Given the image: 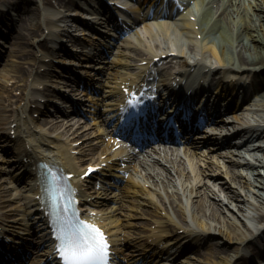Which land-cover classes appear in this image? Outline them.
I'll return each mask as SVG.
<instances>
[{
    "label": "bare ground",
    "instance_id": "obj_1",
    "mask_svg": "<svg viewBox=\"0 0 264 264\" xmlns=\"http://www.w3.org/2000/svg\"><path fill=\"white\" fill-rule=\"evenodd\" d=\"M3 1L1 3L6 4V7L15 8L17 6L13 5L12 0H0ZM14 1V0H13ZM51 0H41V2L49 3ZM59 2L61 0H58ZM214 1L209 2H203L204 5L208 6L210 3H215ZM228 3H223L218 6V8L215 11H206L203 13H199V15H195V20H189L187 17L182 16L180 17L182 21L183 29H186L187 25L190 24H198V27L195 29L190 28L189 30H186V34H199L201 35L200 39H188L185 43L179 42L176 43L174 46H171L169 43L165 42L163 45L155 44L152 47L150 45H146L145 42L141 41L139 38L137 42L134 41H124L125 47L124 48H117L118 54L125 55L126 50H124L126 47H130L135 54H142V58H147L150 60L153 56H156L158 54L162 53H168L169 51L175 52L176 55H166L164 59H168L167 61H172L175 57L178 55H182L185 57V61L187 58V61L191 65H194L195 69L198 68V70L203 69L204 67H213L214 62L210 59H206L204 54L205 52L209 51L211 55L214 57V59L217 60L219 67H228L230 69H233L235 72H238L239 70H248L252 71L253 74L258 76L264 75V5L253 1L252 12L248 10L246 7H242L239 4H235L232 2V0H226ZM217 3V2H216ZM25 7V5H23ZM37 5L34 7L27 5V9H23V11L26 13V16L23 15L20 16L18 19L15 20L17 23V31L15 32L13 36V42L16 43V45L25 46L28 43L32 42V36H35L37 33L38 28L40 27L39 23L37 22V17L39 11L37 10ZM36 19L35 23L33 22ZM151 27H146V31H150ZM11 36V37H12ZM30 37V38H29ZM127 45V46H126ZM198 47V49H197ZM40 48H45V44H40ZM109 48V45L108 47ZM46 52V51H45ZM32 52L28 54H23L20 58L22 61L25 59L27 55H31ZM104 52H102L101 55L97 56V59H99V62H103L102 55ZM144 56V57H143ZM119 61L123 60L122 57H116ZM205 58V59H203ZM27 59V58H26ZM163 59V60H164ZM165 61V60H164ZM122 62V61H121ZM122 67H119V69H127L128 64L127 63H121ZM149 62V61H148ZM186 63V62H183ZM190 65V66H191ZM156 68L159 70V67L157 66V63H153L151 65L145 66V68ZM189 67L180 66L181 69H176L172 74H174V77L179 76L184 77L187 73H189ZM13 71L16 72V77L20 81V78H24L26 74V68L19 64L15 65L13 67ZM118 71V70H117ZM126 72V71H125ZM127 74V72H126ZM126 77V76H124ZM121 78V77H117ZM117 78L111 79L108 82L107 88L100 92V97L97 98L99 100V103L101 102L102 97L108 95V94H114L118 91V88L116 86ZM37 78H35L36 80ZM234 89V86L232 87V90ZM260 96L259 100L264 101V91H261L258 93ZM261 109L264 111V104H262ZM259 108V106H258ZM19 118L15 117L11 121L9 118L5 120L4 124H8L9 122L17 121L15 128L17 132L16 138L11 139L9 132L7 134H2L4 136V139H6L8 142L11 143L13 152L15 153V156L18 154H25L27 157H32L31 153H27L26 149H19L21 146L20 142L22 140V133L27 130V127L25 125V122H21L26 129H22L19 124ZM8 129L11 128L9 125L6 126ZM244 131V128L242 129ZM264 131V128H263ZM248 134V133H247ZM246 133L243 132L240 133L239 140L244 137L246 139L248 137ZM38 142L45 145H52L57 150L56 152H59L61 154L65 153V149L59 146L56 139L48 138L42 134H39L37 136ZM243 139V140H244ZM235 145H237V142H234ZM7 144V143H6ZM263 159H257L259 162L264 163V154L262 155ZM256 158V157H255ZM70 166V165H69ZM19 169H21L23 173H28L30 175V178H32L31 185L29 184V181L26 182L25 187L26 189H29L30 192H28V196L32 197L36 193V189L38 188L36 183V177H33L32 169L27 166L26 164L19 163L18 164ZM108 167L110 168L108 171L112 174L119 175L117 172V167L115 165L109 164ZM71 170H78L75 169L74 166H70ZM168 168H165V170ZM26 170V171H25ZM172 170V168L170 169ZM174 171V169H173ZM177 171V169H176ZM249 173L250 175H241V171L233 172L231 180L233 183H237L240 185V187L247 188L252 191V193H255L256 195H250V198H255V200H250L248 197H245L247 200L244 204L240 205V208H237V210L233 214L231 212L228 213L226 207L222 205V201L219 197V193L213 189L215 185L220 184L223 187H227L228 190H230V184L227 183L225 179H222L221 176L223 173H220V175L216 176L214 179V183L212 185H206L205 187L201 189H197V186L200 184H204V181H200V179L191 182V187H181L179 188V182L175 180L173 176L168 174L167 172H161L155 168H151L152 176L155 178L162 186L164 185L166 189L170 191H183L179 194L176 193H167V202L170 207V210L172 213L176 216V219H172L167 216L168 219L165 220V224L167 229L174 230L176 227L183 228L182 233L176 234L175 236H171V239L167 240L165 243H168L169 246L166 247H160L157 243H155L154 248L157 249L158 253L166 254L165 258L170 257V259H173L175 257V252L177 250V247L181 243L182 239L184 237H199L200 235H203L205 233H218L223 236H226L230 241H234L236 243H242L244 239H248L251 236L253 237L254 230L251 228L250 222L254 221H260L264 217V211L261 208L264 205V175L261 174L260 170H258L257 166L253 163V165L249 166ZM148 174V173H147ZM204 174V173H203ZM236 174L237 179H235ZM166 175V176H165ZM206 175V174H204ZM129 178V179H128ZM127 181L128 183L124 184L123 186H120L118 189V193L113 195V199H121L123 197H126L130 199V201L135 202L137 204L146 203L147 199L143 191L142 184L138 181L132 180V178L128 177ZM206 183V182H205ZM229 185V186H228ZM222 190V189H221ZM245 190V189H244ZM6 191L4 187H0V204L5 205L7 203L8 197L6 196ZM172 195V197H169V195ZM198 194V199L194 200L191 198V195ZM208 195H210L212 198L208 199ZM230 198H232L229 194H227ZM245 195H247V191L245 190ZM249 196V195H248ZM244 198V199H245ZM233 199V198H232ZM224 202V201H223ZM249 202V205L246 204ZM95 205H98L96 202H93ZM173 203L175 205L173 206ZM37 204V200L31 198L30 199V205ZM231 204V200L228 199V205ZM233 205V204H232ZM244 205V206H243ZM231 206V205H230ZM232 207V206H231ZM119 206L114 205L111 209L107 211V214L110 215L114 211L118 210ZM120 211V210H119ZM227 212V213H226ZM149 219H153V216H156L155 214L148 211ZM236 214L238 216H236ZM5 215L2 213L0 215V220L2 216ZM39 217V216H35ZM4 218V217H3ZM159 218V217H158ZM113 220V219H111ZM159 224L160 230L166 229L165 224H162L159 220H156ZM248 232V233H247ZM42 238V236L40 237ZM217 241V240H216ZM219 243L222 242L224 245H226L222 237H219ZM174 243L178 245L176 249H174ZM214 243V242H213ZM236 249H238V246H236ZM155 250V249H154ZM220 248H216V250H213L211 252L212 257H214V260H211L209 257L208 261H211V264H230V253L229 251L224 247V251L222 253L219 252ZM197 255V254H196ZM219 258V259H218ZM208 259V257H207ZM203 260L199 256L196 257H189L187 260L183 261L182 264H203L201 263ZM207 261V260H206Z\"/></svg>",
    "mask_w": 264,
    "mask_h": 264
},
{
    "label": "snow or ice",
    "instance_id": "obj_2",
    "mask_svg": "<svg viewBox=\"0 0 264 264\" xmlns=\"http://www.w3.org/2000/svg\"><path fill=\"white\" fill-rule=\"evenodd\" d=\"M56 235V251L64 264H108L109 244L95 224L74 218L70 224L58 226Z\"/></svg>",
    "mask_w": 264,
    "mask_h": 264
},
{
    "label": "rangeland",
    "instance_id": "obj_3",
    "mask_svg": "<svg viewBox=\"0 0 264 264\" xmlns=\"http://www.w3.org/2000/svg\"><path fill=\"white\" fill-rule=\"evenodd\" d=\"M54 1V0H53ZM52 1V2H53ZM18 2V3H17ZM16 3L17 4H20L22 5V1L21 0H18ZM41 2V1H40ZM30 3L31 6H35V1H29L28 4ZM54 5H49V4H44V3H39V6L40 5H43L45 8H49V9H52L59 17L63 16L64 14V10L67 9L66 7H62V6H59L58 4H56L55 2L53 3ZM67 19V18H66ZM84 37H87L85 35H83ZM9 45V44H8ZM5 47H3V51H6L7 50V43L4 44ZM30 49V47H27ZM0 56H1V59L5 57V55L3 54V52L1 51L0 52ZM8 90H14L12 87L9 86V88H7ZM11 93V92H10ZM4 101H7L8 103H6L5 105H3V103L0 102V107H2V109L0 110V118L2 117V114H4V112L2 110H5L6 107H10L8 104L10 103L9 100H7V98L5 97L3 99ZM2 105V106H1ZM41 119H45V118H41ZM46 119H48V123L49 121H54V122H57V123H60L62 125H64V127H69V122L66 120V119H62L60 116H58V114H55L51 117H47L46 116ZM0 123H1V120H0ZM43 122H41V120H36L35 121V124L37 125V127H40L42 125ZM50 124V123H49ZM46 126V125H45ZM0 127H1V124H0ZM262 173L264 174V171L262 170ZM1 177V176H0ZM228 184H230V190H228L227 187H223V186H219L216 188V191L220 194V199L223 200L222 201V205L224 207H226L228 213L231 214V212L233 214H235L234 212L236 211V208H240V205L241 204H244L245 201L247 200L245 197H248L250 200H255V198H250V195H256L255 193H252V191L250 192V190H248L247 188H243V187H240V185L237 183H231V181L229 180L228 181ZM222 189V190H221ZM247 191V195H245V190ZM227 194H229L232 198H230ZM249 195V196H248ZM245 198V199H244ZM228 199L231 200V206L228 205ZM233 204V205H232ZM246 204L249 205V202H247ZM244 206V205H243ZM227 213V212H226ZM236 216H238L236 214ZM212 235V239H210V241H214V240H219V237H222L224 240H226V242L228 243L227 245V248H232L233 246L236 245L235 242L233 241H227V237L226 236H223L221 234H216V233H211ZM208 242V241H207ZM195 243H199V244H192L191 246H188L186 248V251L187 253H190L191 250H193L192 252H199L200 249L198 248L200 246V242H195ZM208 244V243H207ZM221 244V242H220ZM215 246V245H213ZM198 248V249H197ZM203 248V249H202ZM197 249V250H196ZM210 249L208 245L204 244L202 247H201V250L203 252V255H202V258L203 259H206L207 260V255L206 253H209L210 252ZM189 250V251H188ZM189 256V254L187 255ZM209 257V256H208ZM208 261H205V263H207Z\"/></svg>",
    "mask_w": 264,
    "mask_h": 264
}]
</instances>
